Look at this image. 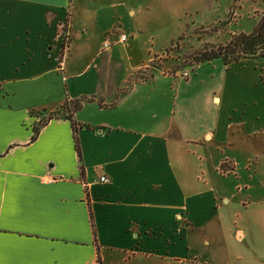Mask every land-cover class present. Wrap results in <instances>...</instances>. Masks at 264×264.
Instances as JSON below:
<instances>
[{
    "label": "crops",
    "instance_id": "0c3cea01",
    "mask_svg": "<svg viewBox=\"0 0 264 264\" xmlns=\"http://www.w3.org/2000/svg\"><path fill=\"white\" fill-rule=\"evenodd\" d=\"M67 5L0 0V264H107L115 258V264H226L223 245L208 248L203 241L193 253L187 239L192 229L210 231L220 219L212 190L189 186L201 180L199 173L204 177L217 115L208 107L214 111L219 99L210 90L204 108L194 101L179 108L175 99L169 118L147 124L143 115L148 111L155 120V106L140 89L152 82L115 97L126 83L112 82L103 68L112 64L102 44L93 59H82L88 39L85 30L71 34ZM67 24L57 68L59 28ZM100 53L103 65L96 63ZM245 67L224 72L237 75ZM81 97L93 100L72 117L79 162L67 120L48 121L30 142L35 118L29 113ZM100 175L107 184L95 182ZM219 201L226 204L224 197Z\"/></svg>",
    "mask_w": 264,
    "mask_h": 264
},
{
    "label": "rangeland",
    "instance_id": "374dc122",
    "mask_svg": "<svg viewBox=\"0 0 264 264\" xmlns=\"http://www.w3.org/2000/svg\"><path fill=\"white\" fill-rule=\"evenodd\" d=\"M70 11L71 34L85 30L81 34L88 39L82 59H93L94 49L106 43L108 50L103 52L112 65L103 68L112 82L126 83L121 92L134 78L150 73L145 83L152 82L151 86L140 89L155 106V120L148 111L143 115L147 124L169 118L175 99L179 108L189 101L204 108L203 94L209 90L219 99L214 111L208 107L211 115H217L213 142L201 167L204 177L199 173L201 180L189 186L212 190L220 219L210 231L192 229L188 244L193 253L202 250L203 241L208 248L223 245L226 264H264V59L224 67L246 66L237 75L225 73L217 60L181 67L190 53L224 44L232 34L249 33L264 12V0H68L69 16ZM59 29L57 68L62 66L70 34L68 24ZM119 35L125 36L124 43L117 42ZM102 53L96 59L100 65ZM69 56L74 57L72 52ZM58 110L29 113L35 118L31 128L49 116L58 117ZM216 141L222 144L214 146ZM223 197L225 205L219 201ZM236 230L242 232L239 238L233 235ZM115 263L116 258L107 259V264Z\"/></svg>",
    "mask_w": 264,
    "mask_h": 264
},
{
    "label": "trees",
    "instance_id": "16d2710c",
    "mask_svg": "<svg viewBox=\"0 0 264 264\" xmlns=\"http://www.w3.org/2000/svg\"><path fill=\"white\" fill-rule=\"evenodd\" d=\"M264 59V12L261 14L259 19L257 20L255 26L252 28V30L247 33H238V34H232L229 36V39L221 45H216L214 47L209 48H202L200 50H197L195 52L190 53L186 58L184 65L181 67H192L206 63L211 62L213 60H217L220 62L222 66H229L232 64H236L241 61L246 60H263ZM148 68H145V70ZM151 78L150 73L147 75V77L140 79V80H132V82L129 83V86L136 84V83H145V81L149 80ZM123 92H118V95H121ZM93 100L92 97H81L74 100H67L64 99L62 103L59 105L57 109H59L58 113L59 116L55 117H48L43 122H40L38 127H32L31 128V136H30V142H32L40 127L45 125L50 120H67L70 126L71 131V137H72V144L73 149L76 153L77 161L79 162V148H78V142H77V130L78 127L74 120L72 119L73 115L78 112L82 106L83 103H88ZM221 170V166L219 167ZM228 174V173H226ZM89 223H90V229L91 234L94 237V233L92 230V224H91V216L89 214ZM96 263L98 264V259L96 260Z\"/></svg>",
    "mask_w": 264,
    "mask_h": 264
},
{
    "label": "built area",
    "instance_id": "2783aa9c",
    "mask_svg": "<svg viewBox=\"0 0 264 264\" xmlns=\"http://www.w3.org/2000/svg\"><path fill=\"white\" fill-rule=\"evenodd\" d=\"M125 41H126V38H125L124 35H119L118 36V40H117L118 43H124ZM102 46H103V48H107L108 47L106 43H104ZM95 182L97 184L104 185V184L108 183V179L104 175H100V176H98L95 179Z\"/></svg>",
    "mask_w": 264,
    "mask_h": 264
},
{
    "label": "water",
    "instance_id": "95a60500",
    "mask_svg": "<svg viewBox=\"0 0 264 264\" xmlns=\"http://www.w3.org/2000/svg\"><path fill=\"white\" fill-rule=\"evenodd\" d=\"M221 25H224V22H222Z\"/></svg>",
    "mask_w": 264,
    "mask_h": 264
}]
</instances>
